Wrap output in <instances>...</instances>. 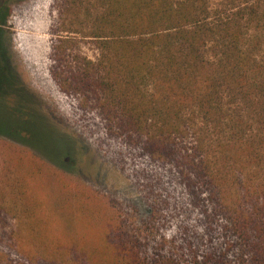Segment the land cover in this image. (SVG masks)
Segmentation results:
<instances>
[{
  "label": "trees",
  "instance_id": "16d2710c",
  "mask_svg": "<svg viewBox=\"0 0 264 264\" xmlns=\"http://www.w3.org/2000/svg\"><path fill=\"white\" fill-rule=\"evenodd\" d=\"M56 8L53 82L96 112L108 135L167 167L184 212L179 234L157 242L154 207L140 221L106 200L94 254L74 244L52 256L38 248L42 217L4 208L14 248L0 249V264H264V0H56ZM16 121L5 119L0 137L20 140ZM34 135L38 128L24 139ZM28 150H13L18 175L3 181L12 198L29 178L54 181L51 165L63 168L71 154L61 144L52 164Z\"/></svg>",
  "mask_w": 264,
  "mask_h": 264
},
{
  "label": "rangeland",
  "instance_id": "374dc122",
  "mask_svg": "<svg viewBox=\"0 0 264 264\" xmlns=\"http://www.w3.org/2000/svg\"><path fill=\"white\" fill-rule=\"evenodd\" d=\"M2 11L0 127L5 119L17 120L14 132H21L18 141L0 137V249L14 248L8 239L11 225L2 220L4 208H12L16 215L24 210L42 217L46 244L38 248L52 256L74 244L94 254L96 233L107 218L106 200L140 221H146L154 207L158 213L152 232L157 242L179 234L184 211L179 203L181 188L172 173L108 135L96 112L81 108L53 82L49 70L56 0H5ZM90 48L81 44L78 51L91 56ZM35 128L41 136L24 139ZM61 144L71 154L61 162L63 168L51 165L55 180L29 178L27 190L12 198L14 194L3 181L6 175L7 179L18 175L11 165L18 158L15 147L29 149L30 154L55 164L52 153ZM87 199L91 204H83ZM61 200L67 203L62 210L56 207L63 205ZM88 206L97 210L91 208L89 214ZM88 216H102V223Z\"/></svg>",
  "mask_w": 264,
  "mask_h": 264
},
{
  "label": "flooded vegetation",
  "instance_id": "af4514ba",
  "mask_svg": "<svg viewBox=\"0 0 264 264\" xmlns=\"http://www.w3.org/2000/svg\"><path fill=\"white\" fill-rule=\"evenodd\" d=\"M5 4V0H0V16L3 14V5Z\"/></svg>",
  "mask_w": 264,
  "mask_h": 264
}]
</instances>
